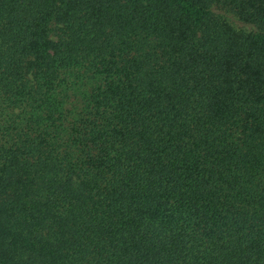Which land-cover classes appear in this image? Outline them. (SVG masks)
Here are the masks:
<instances>
[{
  "label": "trees",
  "instance_id": "16d2710c",
  "mask_svg": "<svg viewBox=\"0 0 264 264\" xmlns=\"http://www.w3.org/2000/svg\"><path fill=\"white\" fill-rule=\"evenodd\" d=\"M0 264H264V0H0Z\"/></svg>",
  "mask_w": 264,
  "mask_h": 264
}]
</instances>
